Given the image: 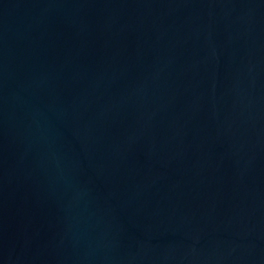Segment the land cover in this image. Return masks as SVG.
I'll list each match as a JSON object with an SVG mask.
<instances>
[{
	"label": "water",
	"instance_id": "1",
	"mask_svg": "<svg viewBox=\"0 0 264 264\" xmlns=\"http://www.w3.org/2000/svg\"><path fill=\"white\" fill-rule=\"evenodd\" d=\"M0 264H264V0H0Z\"/></svg>",
	"mask_w": 264,
	"mask_h": 264
}]
</instances>
